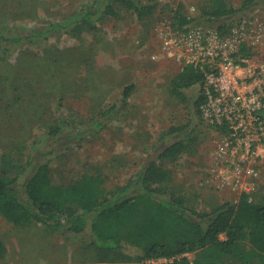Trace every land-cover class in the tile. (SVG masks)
<instances>
[{
    "label": "rangeland",
    "instance_id": "374dc122",
    "mask_svg": "<svg viewBox=\"0 0 264 264\" xmlns=\"http://www.w3.org/2000/svg\"><path fill=\"white\" fill-rule=\"evenodd\" d=\"M140 1L156 7L153 16L144 21L122 10L105 20L99 31L12 46L0 65V171L3 155L26 164L34 143L55 123L60 101L96 121L133 86L127 104L101 132L90 134L81 147L68 142L69 149L61 148L51 157L52 174L64 184L88 173L102 176L110 188L124 187L166 145L165 132L191 123L189 106L169 94L171 81L184 65L169 55L174 50L166 48L164 37L168 32L175 37L181 32L173 27L180 8L196 18L207 0ZM227 1L237 9L244 3ZM91 2L0 0V33L5 26L32 29L62 21ZM244 18L264 24V0ZM224 35L229 37L231 30ZM251 35L255 32L247 33ZM253 52L264 61V45L254 47ZM198 120L185 139L184 153L175 161L159 163L174 173L169 188L183 196L189 208L209 213L219 205L236 204L245 188L232 184L227 175V183L216 176L222 135L203 117ZM255 172L250 175L244 170L242 182L251 184L253 196L260 199L264 194V152ZM0 241L6 248L0 264H124L98 263L94 251L84 243L38 223L16 226L0 217ZM186 257L193 262L196 253Z\"/></svg>",
    "mask_w": 264,
    "mask_h": 264
},
{
    "label": "trees",
    "instance_id": "16d2710c",
    "mask_svg": "<svg viewBox=\"0 0 264 264\" xmlns=\"http://www.w3.org/2000/svg\"><path fill=\"white\" fill-rule=\"evenodd\" d=\"M262 1L244 0L237 9L227 0H207L196 18L188 17L180 8L173 17V27L187 32L203 26L224 34ZM155 8L140 0H92L67 19L43 27L5 26L0 33V65L12 46L99 31L105 20L117 17L122 10L144 21L153 16ZM242 53L249 56L250 51L243 46ZM204 84V72L193 65L184 66L171 81L169 94L189 106L192 121L165 132L166 145L124 187L110 188L102 176L88 173L64 184L53 176L50 164L59 149L68 148V142L81 147L90 134L101 132L110 118L117 117L133 86L126 88L122 99L96 121L60 101L55 123L34 143L25 165L9 155L2 156L0 217L16 226L38 223L70 234L94 251L98 263L264 264V194L258 199L253 193H243L234 205L225 203L201 213L189 208L184 197L169 188L174 173L159 163L175 161L184 153L185 139L202 117L201 107L208 100ZM190 91L194 93L191 96ZM216 130L227 134L224 128ZM194 253L196 259L191 262L186 255ZM5 254L0 241V258Z\"/></svg>",
    "mask_w": 264,
    "mask_h": 264
},
{
    "label": "built area",
    "instance_id": "2783aa9c",
    "mask_svg": "<svg viewBox=\"0 0 264 264\" xmlns=\"http://www.w3.org/2000/svg\"><path fill=\"white\" fill-rule=\"evenodd\" d=\"M249 31L255 36H247ZM164 38L166 48L174 50L170 56L204 72L208 100L201 107L202 117L211 127L227 130L217 152L216 176L224 183L229 176L232 184L245 188L243 193L252 194L241 175L244 170L255 175L264 152V61L253 52L264 45V24L243 18L229 37L197 26L176 37L168 32ZM243 46L249 56L242 53Z\"/></svg>",
    "mask_w": 264,
    "mask_h": 264
}]
</instances>
